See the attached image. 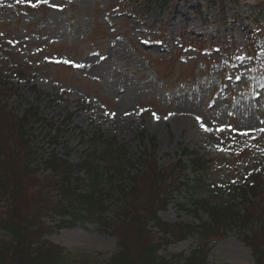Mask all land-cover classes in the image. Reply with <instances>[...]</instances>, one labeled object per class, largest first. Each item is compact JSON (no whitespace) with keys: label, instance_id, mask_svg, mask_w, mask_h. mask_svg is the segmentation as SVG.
<instances>
[{"label":"rangeland","instance_id":"rangeland-1","mask_svg":"<svg viewBox=\"0 0 264 264\" xmlns=\"http://www.w3.org/2000/svg\"><path fill=\"white\" fill-rule=\"evenodd\" d=\"M157 1L164 7L143 11L134 0H0V142L10 147L17 142L8 128L20 126L24 111L35 106L39 119L26 129L36 156L21 157L22 167L27 164L41 181H59L44 160L52 154L62 158L74 170L65 175L81 180L82 189L89 192L94 185L110 195L106 223L123 208L133 209L115 187L126 183L113 175L118 160L99 155L97 185L81 164L86 154H101L109 141L126 150L121 166L128 170L127 161L133 164L128 178L139 185L158 173L160 190L192 180L187 167L194 156L211 166L199 198L215 202V187L242 184L252 168L261 169L264 178V44L253 48L249 40L256 25L264 30V0ZM184 103L192 104L187 112ZM178 116L181 127L172 121ZM182 151L193 155L181 158ZM51 195L60 197L57 191ZM255 196L237 209L241 219L246 214L253 220L251 228L227 227L225 219L208 240L193 234L178 241L151 231L145 223L150 207L143 203L137 209L163 260L180 261L202 248L205 264H254L244 239L262 243L264 190ZM171 199L157 213L161 222L209 223L207 215L191 213L186 190ZM61 219L48 214L42 222L48 229L44 240L69 255L66 264H107L116 253L117 223L108 229L83 218L60 228ZM6 239L0 232V241Z\"/></svg>","mask_w":264,"mask_h":264},{"label":"trees","instance_id":"trees-1","mask_svg":"<svg viewBox=\"0 0 264 264\" xmlns=\"http://www.w3.org/2000/svg\"><path fill=\"white\" fill-rule=\"evenodd\" d=\"M134 3H137L139 9L143 11H147L154 4H157L159 8L164 7L165 4L164 1L158 2L157 0H134ZM261 38L264 36L259 34L257 39ZM23 114L20 126L10 125L11 127L8 128V131L14 135L11 137H16L17 142L11 144V147L0 142V232L7 237L6 240L0 241V264H66L70 260L69 255L62 248L44 240L48 229L44 227L42 218L48 214L62 218L60 228H71L80 223L83 218L94 219L102 228L107 227L108 229L117 223L118 225L113 231L119 239L117 251L109 258L107 264H205L207 253L202 252V248L194 249L187 258L180 261L176 259L170 262L163 260L159 256L160 246L153 244L151 238L148 237L149 234L144 230L143 218L145 217H142L139 214L140 210L137 209L138 205L142 206L143 203L150 207L147 210L146 226L148 225L151 231L156 230L164 236H175L178 241L193 234L208 240L209 237L216 235L225 219L227 227L235 226L244 230L245 226L248 228L253 226L249 222L253 220L246 219V214L241 219L237 209L240 206L243 208L250 205L251 199L256 197V193L264 190L261 169L253 168L250 173L246 174L242 184L233 181L227 183L225 188L215 187L214 192L217 199L212 202L210 198L197 196L204 185V175L211 167L209 161L194 156L187 167L192 174V180H184L176 187L170 185L167 190H160L162 174L158 173L151 174L150 177L143 180L140 188L135 178H128L133 164L127 161L128 170L125 169L126 167L124 168V165L121 166L120 159L125 157L126 150L116 146L114 141L105 143L101 154L97 155L96 152L91 155L86 154L85 162L81 164V168L94 179V184L97 185L102 176L101 173L99 174L97 166L99 155L102 156L105 153L103 156L111 155L118 160L120 167L114 168L116 174L114 172L113 175L123 177L126 183L124 185L120 183L115 187L124 204L125 202L131 203L133 209L126 211L123 208V213L122 211L118 212L112 222L106 223L102 216L106 210L105 202L110 198V195L103 193L93 184L89 192L82 189L81 180L72 178L74 170L62 158L52 154L44 160L48 169H51L54 174L60 175L61 180L59 181L55 178H46L41 181L34 177L33 171L27 164L22 167L21 164L26 161V158L21 159V157L36 156L35 152L33 153L28 147V130L26 128L32 119H39L35 106H30ZM138 138L139 140L144 139V133L140 132ZM97 140L98 138L94 139V141ZM149 142L155 147L154 138L149 139ZM181 153V158L193 155L185 151ZM66 171L72 174L68 177L65 175ZM112 179L113 176L110 175L109 182ZM154 184L157 185L155 188L157 194L156 197L149 200L148 194L154 188ZM180 190H186L189 195L192 206H190L191 213L196 215L201 212L207 215L208 224L178 226V223L161 222L157 213L163 211L172 200V195ZM54 191L60 193V197L58 195L55 197L56 200L51 195ZM178 207L183 209L182 205ZM65 218H68L69 221H65ZM262 218L263 220H257L264 232V217L262 216ZM244 241L251 250L254 264H264V237L261 239V245H255L256 238L253 240L244 239Z\"/></svg>","mask_w":264,"mask_h":264},{"label":"bare ground","instance_id":"bare-ground-1","mask_svg":"<svg viewBox=\"0 0 264 264\" xmlns=\"http://www.w3.org/2000/svg\"><path fill=\"white\" fill-rule=\"evenodd\" d=\"M191 107H192V104L189 105V104L184 103L181 108H183L184 112H187V109H190ZM184 117H186L185 114H184ZM182 119H183V116L182 117L178 116V117H175L172 121L175 123L174 124L175 126L181 127L182 126V123H181Z\"/></svg>","mask_w":264,"mask_h":264},{"label":"snow or ice","instance_id":"snow-or-ice-1","mask_svg":"<svg viewBox=\"0 0 264 264\" xmlns=\"http://www.w3.org/2000/svg\"><path fill=\"white\" fill-rule=\"evenodd\" d=\"M18 2H25V0H18ZM43 2H47V0H43ZM30 6H33V7H35L36 5H35V4H33V5H30Z\"/></svg>","mask_w":264,"mask_h":264}]
</instances>
